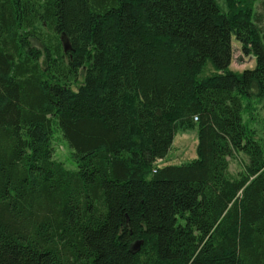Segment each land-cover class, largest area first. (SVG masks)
Returning <instances> with one entry per match:
<instances>
[{
	"label": "trees",
	"instance_id": "1",
	"mask_svg": "<svg viewBox=\"0 0 264 264\" xmlns=\"http://www.w3.org/2000/svg\"><path fill=\"white\" fill-rule=\"evenodd\" d=\"M254 2L0 0V264H264ZM182 127L196 156L159 163Z\"/></svg>",
	"mask_w": 264,
	"mask_h": 264
},
{
	"label": "rangeland",
	"instance_id": "2",
	"mask_svg": "<svg viewBox=\"0 0 264 264\" xmlns=\"http://www.w3.org/2000/svg\"><path fill=\"white\" fill-rule=\"evenodd\" d=\"M256 0L254 5L257 4V10L263 14L264 23V2H258ZM258 2V3H257ZM64 40V47H69L68 42ZM232 59L230 68L236 71H241L246 67H252L255 64V58L246 53L242 48L235 36H232ZM245 122L248 129L256 136L260 137L264 130L263 112L259 108L258 102L252 103V108L249 112L244 114ZM54 154L57 159H60L67 167H75L76 161L72 155V151L67 145L66 141L62 138L61 133L57 130L53 135ZM197 146V128L196 127H182L175 133L171 147L164 158L160 159L159 163H180L182 161L189 160L196 156ZM240 157L245 158L242 153H239ZM240 158H230L229 168L230 171L236 173L240 169Z\"/></svg>",
	"mask_w": 264,
	"mask_h": 264
}]
</instances>
